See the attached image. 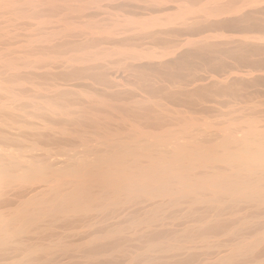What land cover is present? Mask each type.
I'll use <instances>...</instances> for the list:
<instances>
[{
	"label": "bare ground",
	"instance_id": "6f19581e",
	"mask_svg": "<svg viewBox=\"0 0 264 264\" xmlns=\"http://www.w3.org/2000/svg\"><path fill=\"white\" fill-rule=\"evenodd\" d=\"M102 1L0 0V264H264V99L183 116L264 97V0Z\"/></svg>",
	"mask_w": 264,
	"mask_h": 264
},
{
	"label": "rangeland",
	"instance_id": "374dc122",
	"mask_svg": "<svg viewBox=\"0 0 264 264\" xmlns=\"http://www.w3.org/2000/svg\"><path fill=\"white\" fill-rule=\"evenodd\" d=\"M117 0H112V1H108V0H103L102 1V4H104V5H108L109 6V8H106L107 10H110V11H114V10H116L115 8H114V4H115V2H116ZM191 6V5H190ZM24 20H26V19H22L21 20V22H23ZM32 23H33V25H34V27L35 26H37L38 24H37V20L36 19H33L32 20ZM21 26V25H20ZM22 27V26H21ZM22 32H27V31H25V29L22 27ZM225 33H227V32H225ZM228 34H230L229 32H228ZM155 50L156 51H159L160 50V48L159 47H155ZM120 82L122 83V87L124 88V89H127V91H135V92H140V90L139 89H137V85L136 84H133L132 83V79H130V77H129V73H128V71H125V70H123V71H121V74H120ZM259 98V99H258ZM225 99H227V98H225ZM224 98H222L221 99V102H219L220 104H214L215 105V107H217V109H214V110H216V111H211L209 114H201V113H192V112H184V114H183V116H191V117H193V118H203V117H205L206 116V118H208L207 120H208V122H213V123H215V121H216V123L217 124H219V126L221 127H223V126H226L227 125V123L228 122H226V120L227 119H229V118H231V117H238V118H240V117H242L243 116V113L242 112H240L239 110H238V108L239 107H253L254 105V103H258V102H260V101H262V99H264V97H249V98H246V99H242V100H239V101H235L234 103H231V101L230 100H225ZM222 100H224V102L222 101ZM123 102H124V100H123ZM233 102V101H232ZM264 102V101H263ZM226 104V105H225ZM227 104H229V105H227ZM217 105H219V106H217ZM223 105V106H222ZM172 106V105H171ZM174 107L175 108H183L184 109V107H177V106H175L174 105ZM261 107V106H260ZM263 108H264V106H262ZM218 108H220V109H218ZM223 112L222 114H220V112ZM255 116H256V113L255 114H253V116L252 117H254L255 118ZM197 123H201V121H196ZM223 122V123H222ZM215 123V124H216ZM25 187H28V185H25ZM24 188V187H23ZM37 230H35V229H33V232L31 231L30 233H28V232H21L20 233V235L19 236H17V237H15V238H13V241L15 242V241H17L18 239H28V237H32L31 235H36V236H38V234H37V232H36ZM39 231V230H38ZM32 233V234H31ZM36 233V234H35ZM116 234V233H115ZM34 235H33V237H34ZM118 235V233L116 234V236ZM35 236V237H36ZM11 242H10V244L7 246V248H9V251L11 252V254L10 255H13V256H16L17 255V257H12L11 258V260H9L8 262H12V260H14V259H16V258H19V257H21V254H19V253H14L13 252V249H15L14 247H15V245H14V242L12 241V240H10ZM13 242V243H12ZM12 253H14V254H12ZM20 255V256H19ZM99 259V260H98ZM104 258H97V260L96 261H98V262H96L95 260V262H96V264L97 263H99V264H103L104 262L102 261ZM101 260V261H100ZM93 261V263L92 264H95V262ZM101 262V263H100Z\"/></svg>",
	"mask_w": 264,
	"mask_h": 264
}]
</instances>
